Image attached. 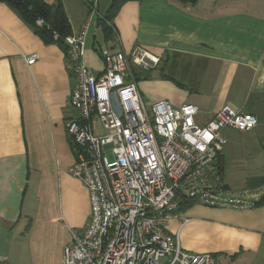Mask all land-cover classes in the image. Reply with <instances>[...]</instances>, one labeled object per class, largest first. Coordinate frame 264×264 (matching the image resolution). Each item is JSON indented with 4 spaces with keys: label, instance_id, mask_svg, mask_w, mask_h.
Wrapping results in <instances>:
<instances>
[{
    "label": "crops",
    "instance_id": "0c3cea01",
    "mask_svg": "<svg viewBox=\"0 0 264 264\" xmlns=\"http://www.w3.org/2000/svg\"><path fill=\"white\" fill-rule=\"evenodd\" d=\"M60 1L75 34L89 0ZM101 1L98 16L111 2L100 9ZM98 16L85 41L93 73L104 70L100 49L128 53L140 45L160 57L143 78L132 67L145 104H193L200 125L225 104L256 117L251 130L223 129L219 185L264 193V0H131L106 23ZM74 86L64 49L43 43L0 2V225L7 234L0 264H61L70 230L82 232L88 221L87 190L70 173L78 153L66 128L78 117L69 104ZM178 213L165 230L178 233L183 250L210 253L214 264H264V204L193 203Z\"/></svg>",
    "mask_w": 264,
    "mask_h": 264
},
{
    "label": "built area",
    "instance_id": "2783aa9c",
    "mask_svg": "<svg viewBox=\"0 0 264 264\" xmlns=\"http://www.w3.org/2000/svg\"><path fill=\"white\" fill-rule=\"evenodd\" d=\"M98 3L89 0L80 30L64 37L75 81L69 104L78 113L66 123L78 148L70 173L87 190L89 216L82 232L70 230L61 264H214L210 253L183 250L166 225L182 200L244 209L263 194L219 185L223 129L251 130L256 117L225 104L200 125L193 104H145L132 67L147 71L160 57L140 45L100 49L104 70L93 73L84 53Z\"/></svg>",
    "mask_w": 264,
    "mask_h": 264
},
{
    "label": "trees",
    "instance_id": "16d2710c",
    "mask_svg": "<svg viewBox=\"0 0 264 264\" xmlns=\"http://www.w3.org/2000/svg\"><path fill=\"white\" fill-rule=\"evenodd\" d=\"M127 1L131 0H111L105 13L98 16V22H108L118 13L121 6ZM177 1L184 4H192L196 0ZM0 2L6 3L15 10L33 32L40 37L43 43H56L66 52L64 37L71 34V25L60 0H57L54 4H49L44 0H0ZM37 20L41 22L38 23ZM145 73L141 70L139 72H134V74H138V76L142 78L146 76ZM220 167L218 169L219 173ZM193 203L195 202L179 201L178 209L185 208ZM262 204H264V193L254 202V205Z\"/></svg>",
    "mask_w": 264,
    "mask_h": 264
},
{
    "label": "water",
    "instance_id": "95a60500",
    "mask_svg": "<svg viewBox=\"0 0 264 264\" xmlns=\"http://www.w3.org/2000/svg\"><path fill=\"white\" fill-rule=\"evenodd\" d=\"M6 231L0 225V256L4 255L6 248Z\"/></svg>",
    "mask_w": 264,
    "mask_h": 264
},
{
    "label": "rangeland",
    "instance_id": "374dc122",
    "mask_svg": "<svg viewBox=\"0 0 264 264\" xmlns=\"http://www.w3.org/2000/svg\"><path fill=\"white\" fill-rule=\"evenodd\" d=\"M106 1H107V0H102V1H101L100 9H102V8L106 5ZM88 8L90 9L89 5H88ZM97 11H98V10H97ZM88 13H89V10H88Z\"/></svg>",
    "mask_w": 264,
    "mask_h": 264
}]
</instances>
